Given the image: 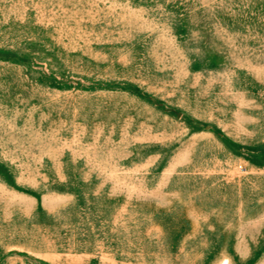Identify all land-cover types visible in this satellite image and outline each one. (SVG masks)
Returning a JSON list of instances; mask_svg holds the SVG:
<instances>
[{
  "label": "rangeland",
  "instance_id": "obj_1",
  "mask_svg": "<svg viewBox=\"0 0 264 264\" xmlns=\"http://www.w3.org/2000/svg\"><path fill=\"white\" fill-rule=\"evenodd\" d=\"M0 264H264V0H0Z\"/></svg>",
  "mask_w": 264,
  "mask_h": 264
}]
</instances>
